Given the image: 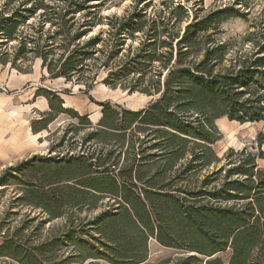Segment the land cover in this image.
I'll list each match as a JSON object with an SVG mask.
<instances>
[{
	"label": "trees",
	"instance_id": "1",
	"mask_svg": "<svg viewBox=\"0 0 264 264\" xmlns=\"http://www.w3.org/2000/svg\"><path fill=\"white\" fill-rule=\"evenodd\" d=\"M145 1L108 15L106 34L86 38L105 20L91 0H0V48L19 39L21 47L37 51L53 78L88 69L94 76L104 73L101 82L108 86L155 96L140 110L100 102L102 116L93 125L89 114L64 107L59 92L44 89L50 111L33 120V130L47 129L58 113L68 112L87 122L83 127L90 130L82 140L96 147L25 161L42 171L30 170L27 180L22 176L14 201L40 213L24 214L13 229L0 218V256L49 264L46 246L77 239L96 258L144 264L153 237L182 252L163 264H264V167L258 163L264 152L231 148L219 158L213 149L222 137L217 119L264 121V17L224 38L223 22L248 18L249 11L241 10L248 9L245 1L202 14L197 1L158 0L153 12L146 11ZM77 14L83 21L74 20ZM38 16L40 30L49 22L51 34L36 37L21 29ZM56 46L59 58L49 61ZM92 88L87 82L83 92ZM116 148L124 158H111ZM25 162L0 174V187L7 186L0 194L10 185L6 172L23 174ZM106 196L112 202L104 204ZM72 205L80 211L104 208L93 217L79 211L75 216ZM40 214V225L59 217L64 222L33 245L30 238L38 235L32 222ZM126 251L132 255L122 263Z\"/></svg>",
	"mask_w": 264,
	"mask_h": 264
},
{
	"label": "rangeland",
	"instance_id": "2",
	"mask_svg": "<svg viewBox=\"0 0 264 264\" xmlns=\"http://www.w3.org/2000/svg\"><path fill=\"white\" fill-rule=\"evenodd\" d=\"M136 1L137 0H91V4L95 5L94 9H97L99 12L98 17L101 16L105 20L95 24L86 38L98 33L105 35L108 28L106 17L110 14L122 15ZM195 1L199 3L196 8H201L202 14L204 11L215 7L233 5L236 0H191L189 2L190 5H194ZM244 1L248 4V9L245 6L242 7L241 10L246 12L249 11L248 18L233 17L223 22L221 26L225 30L223 34L224 38L245 32L250 27L253 19L258 16L259 18L264 17V0H243V2ZM157 2L158 0H146L144 5L149 3L146 7V11L153 12ZM3 3L4 2H1L0 4ZM241 5L242 4H235L236 7ZM41 19L42 18L39 16L33 17L22 26L21 29L24 32L33 33L36 37L41 35V33H44V36L51 34L53 32V27L49 26V22H47L48 28H45L43 31L40 30L39 22ZM74 20L76 22L83 21V16L77 14ZM238 41L239 38L235 39L233 43L238 45ZM127 42L138 44L137 40L133 41L131 38H128ZM21 45V41L16 39L7 42V46L0 48V94L11 95L9 93H11L13 89L9 87L10 79L16 74L26 73L29 74L31 80L16 91H27L37 87H46L49 90L57 91L62 93L64 97H67L68 100L76 102L75 104L78 110L90 113L94 122L102 116L101 106L99 104L100 101L110 102L121 110L124 108L140 110L145 108L149 102L155 98V96H148L138 91L130 93L127 89L122 87L113 88L108 86L101 82L105 75L104 73L94 76L89 73L88 69L82 70L81 73H74L70 77L53 78L48 72L47 67L43 66L42 58L36 55L37 51L35 49L33 50L32 46L21 47ZM60 52V48L56 46L53 51L48 53V60L55 61L59 58ZM87 82L92 83L93 88L88 93H84L83 89ZM79 114L83 113L79 112ZM83 124H87V122L68 112L58 113L54 122L49 124L45 132L41 134L42 144L40 146V153L38 154L53 157L57 154H60V157L67 154L69 157L77 154L82 147L95 148V143L88 142L85 144V142H83L82 139L84 134L90 130V128L83 127ZM215 124L222 134L221 139L213 145V149L219 158H222L231 148L236 151L246 149L255 153L260 151L264 152V121L242 124L237 121H230L227 117H222L217 119ZM51 147H54L53 151H51ZM98 148H101V146H98ZM119 151L120 148H116L111 158H124L125 154H123V152L119 153ZM32 156H26L23 159L9 162L6 156L3 157L0 155V174L10 167H15L17 164L25 162ZM26 163L27 162H25V164ZM222 163L223 162H220L215 166H220ZM258 163L260 168L264 167V159H259ZM26 165L28 166H22L23 174H20L19 171L14 172L13 170L11 172H6L7 181L10 185L8 188L2 189L3 192L0 194V218H3L7 224H10L12 229L20 223L24 214H28L32 217L40 213L39 209L32 208L23 200L14 201L13 196L15 195V191L21 192L20 187H18L19 185L16 183L22 182V176L23 179L27 180L29 178L28 176H30V170L33 169V171L39 174H41L40 172L42 171V169H36V167L30 166V164ZM215 166L212 167L214 168ZM80 171L81 169H79V171H74V173L80 174ZM37 176L39 175H36V177ZM4 187L7 186H2L0 188ZM54 195L57 197L59 193L54 192ZM109 201L112 202L107 196L102 200L104 204ZM71 207L72 209L74 208L73 205ZM103 208L104 207L101 206L100 208L91 209L89 206H84L81 211L73 209L72 212L75 216H77V211H79L81 216L93 217ZM6 213H10L8 217ZM42 218H45V216L40 214V219H36L32 222L33 227L31 231L34 230V233L38 235L36 239H33V237L30 238L29 243L33 245L38 244V240L45 236L51 227H61L64 222V219L59 217L46 224L40 225V220ZM58 232L57 230L54 234H59ZM1 242L2 239L0 237V243ZM85 245L86 250L83 249V246L79 247L77 245V239H73L64 243H59L58 246H46L43 249V254L45 257L49 258V264H114L106 258H96L93 253H89L87 249L88 245ZM181 254L182 252L180 250L162 245L157 239L151 237L148 241V258L144 264H163L165 261ZM131 255L132 253L130 251L123 253L120 258L122 260L121 262L125 263L124 261L128 260L127 257ZM0 264L21 263L8 256H0Z\"/></svg>",
	"mask_w": 264,
	"mask_h": 264
},
{
	"label": "crops",
	"instance_id": "3",
	"mask_svg": "<svg viewBox=\"0 0 264 264\" xmlns=\"http://www.w3.org/2000/svg\"><path fill=\"white\" fill-rule=\"evenodd\" d=\"M30 80L29 74H16L9 83L13 89L11 95L0 94V155L6 156L9 162L40 153L41 134L46 130L36 132L32 126L33 120L50 111L49 99L43 93L46 87L16 91ZM59 95L64 107L89 114L94 124L99 121L100 117L94 122L90 113L78 110L76 102L68 100L62 93Z\"/></svg>",
	"mask_w": 264,
	"mask_h": 264
}]
</instances>
